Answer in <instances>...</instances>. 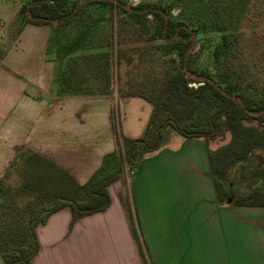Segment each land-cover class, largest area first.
Returning a JSON list of instances; mask_svg holds the SVG:
<instances>
[{"label": "trees", "instance_id": "16d2710c", "mask_svg": "<svg viewBox=\"0 0 264 264\" xmlns=\"http://www.w3.org/2000/svg\"><path fill=\"white\" fill-rule=\"evenodd\" d=\"M253 1L29 0L21 6L24 19L16 37L25 23L49 24L48 53L53 41L58 47L71 45L91 31L58 73V96L138 95L153 109L143 134L133 138L122 133L118 108L112 105L115 148L84 183L41 153L17 148L0 179V254L5 264H34L37 226L55 211L70 207L73 223L106 210L109 184L126 181V165L136 169L167 144L172 131L204 140L220 204L264 207V74L247 59L244 32L231 27L229 17L241 4L239 21L254 19L249 10ZM91 6L106 7L113 22L100 26ZM177 7H189L194 19L174 16ZM207 30L220 33L213 71L196 64L198 35ZM227 134L228 142L211 146ZM9 179L20 192L14 200L3 194Z\"/></svg>", "mask_w": 264, "mask_h": 264}, {"label": "crops", "instance_id": "0c3cea01", "mask_svg": "<svg viewBox=\"0 0 264 264\" xmlns=\"http://www.w3.org/2000/svg\"><path fill=\"white\" fill-rule=\"evenodd\" d=\"M51 35L49 24L25 23L0 60V179L25 146L84 183L115 148L116 100L126 136H141L151 117L138 95L58 96ZM130 184L128 194L123 180L110 183L109 207L73 223L70 207L50 214L34 264H264V207L220 204L203 139L174 132Z\"/></svg>", "mask_w": 264, "mask_h": 264}, {"label": "rangeland", "instance_id": "374dc122", "mask_svg": "<svg viewBox=\"0 0 264 264\" xmlns=\"http://www.w3.org/2000/svg\"><path fill=\"white\" fill-rule=\"evenodd\" d=\"M29 0H0V53L7 51L11 43L16 39L17 33L22 25L23 16L21 15V6ZM129 4H136L142 1H152L157 3H167L171 0H125ZM241 4L238 5L237 9H232L229 13L230 25L237 30H243V44L245 49V55L251 63H255L261 72L264 74V0L253 1L250 5V11L253 12L251 15L254 19H248L244 17L243 20L239 21L237 12L240 10ZM95 16L99 19L100 26L110 25L113 22L109 11L104 6H91L89 7ZM263 13V14H261ZM173 15L187 20L194 19V12L189 8L177 7L173 10ZM90 32L85 33L83 36L76 39L73 44L58 47L57 42L53 41L51 48L52 52L60 54L62 67L67 57L75 53L77 49L82 45L84 40L90 35ZM220 40V33L216 31L207 30L203 34L198 35V45L196 52L198 54L196 64L199 68L214 70V58L213 49ZM121 97H118V99ZM114 105L118 108V101L114 102ZM120 117V114H119ZM174 131L171 132L172 135ZM177 133V132H175ZM169 135V136H170ZM230 139V134H227L225 138L217 139L211 142L212 147H217ZM133 168L126 165L125 178L129 181L128 188L130 189V180L133 177L131 173ZM250 174L249 170L246 171ZM233 178V177H232ZM124 180V179H121ZM126 180V181H127ZM125 180L123 183L125 184ZM127 181V182H128ZM127 188V185H126ZM125 188V189H126ZM128 190V189H127ZM3 194L7 199H17L20 192L19 189L15 188L14 181L10 180L3 186ZM131 205V204H130ZM131 208V207H130ZM139 244V248H146ZM0 264H5L0 254Z\"/></svg>", "mask_w": 264, "mask_h": 264}, {"label": "built area", "instance_id": "2783aa9c", "mask_svg": "<svg viewBox=\"0 0 264 264\" xmlns=\"http://www.w3.org/2000/svg\"><path fill=\"white\" fill-rule=\"evenodd\" d=\"M131 173L134 175V173H135V169H133V170L131 171Z\"/></svg>", "mask_w": 264, "mask_h": 264}]
</instances>
